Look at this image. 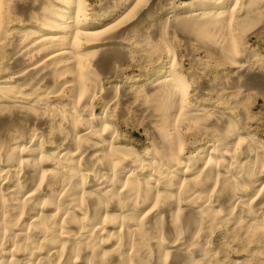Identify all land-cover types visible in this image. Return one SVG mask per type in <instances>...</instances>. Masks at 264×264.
Segmentation results:
<instances>
[{"label":"bare ground","instance_id":"bare-ground-1","mask_svg":"<svg viewBox=\"0 0 264 264\" xmlns=\"http://www.w3.org/2000/svg\"><path fill=\"white\" fill-rule=\"evenodd\" d=\"M148 2L141 4V0H134L111 24L86 28L83 23L88 18L83 19V13L86 14L87 9L83 11L82 0H0V38L4 34V24H2V16L5 17L2 10L4 6H7L6 14L9 11L12 12L11 15L14 13V16L21 14L26 24L30 25L25 31V36L21 37L24 40L15 41L11 50H8L7 46L5 47L7 49H4L9 51L6 55H9L11 60V66H6L7 63L5 66L11 68L12 72L0 81V92L7 91L12 86L15 91L17 85L20 96L9 94L10 92L7 96L0 94V264H195L198 258L205 256L207 245L204 246V241L207 230L224 220L231 222L233 227L237 226L241 229H248L253 223L258 222L260 216L258 210L256 212V208L254 209L256 204L249 203L247 188L253 186L260 172L262 163L259 161L261 157L257 154V147L261 142L255 144V138L250 143L245 142V137L232 128L227 118L217 113L215 114L217 116L213 115L211 119L209 118V127L217 128L222 132L218 138L219 143H216V140V144H212L202 154L198 152L195 155H186L184 151L178 152L177 141L180 138L175 142L172 139L176 137L175 133L169 131L173 137H167L169 135L165 130L169 129L168 124L172 120L170 115L153 112L155 115H150L152 116L150 121L160 124L165 132L160 135L161 131H157L159 135L157 141L160 140L161 145L160 148L157 146L155 151H152L153 159H151L148 154L146 156L137 153L130 149L127 143L118 139L113 126L107 124L105 112L95 113L91 110L94 105L91 109L87 108L91 102H87L88 99L86 100L83 95L92 88L93 78L89 71H84L80 66L84 60H87L85 59L87 53H84V49L81 50L77 43L83 39V42L89 45L91 41L86 42V40H93L97 36L103 35L102 40L107 34L110 37L117 36L123 26L138 20L141 14L143 15L144 9L149 5ZM186 5H189V2ZM252 7L250 6L251 9ZM144 14L146 15V12ZM208 14L212 15V13ZM200 16L202 17L201 14ZM188 20L182 22L181 29L183 27L190 31L199 29L197 30L199 34L215 41L221 51H224L222 47H225L221 41L224 36H217L220 31L212 34L209 29L215 25L203 26L195 20ZM132 26H129L130 29ZM121 34L120 32L119 35ZM110 37L109 39H112ZM126 37L128 38L127 33ZM2 49L0 54L3 53ZM90 51L96 54L95 59L91 60L93 69L97 67L102 72H107L115 56L109 57L98 47ZM6 58L5 56L4 59ZM258 73L248 76L247 81H256V84L264 90V76ZM97 81L99 79L94 82ZM30 85L36 91L39 90L36 95L31 92ZM39 86L44 88L46 94L53 93L48 95L49 102L43 98L44 92ZM157 86L153 96L151 87L147 86L151 92L150 96L146 92L149 99L152 96L154 107L161 112L163 110L173 112V106L170 105L173 104L175 107L177 101L183 100L182 82L177 76L169 74L168 78L160 81ZM142 87L146 88V85ZM101 89L100 91H103ZM58 93L66 94L70 100L57 102L59 98L57 95H60ZM136 93L137 91L133 94ZM22 94L27 97L22 98ZM119 97L121 98L118 96L117 99ZM141 98L143 99L144 96ZM129 100L131 102L132 99ZM40 101L56 105L59 114H53L52 117L50 110L49 115L38 110L34 111L32 106ZM134 106L136 107V104ZM144 107L150 108V105ZM196 113L176 115L173 118L198 119ZM199 122L196 127L201 126ZM141 123L139 124L145 125ZM145 126L147 127V124ZM234 138L237 143H242L239 147L242 148L247 159L242 160L235 155L233 143L231 144ZM151 145L155 148V145ZM241 148L238 150L240 151ZM250 157L256 162L254 166H249ZM258 162L260 164L256 165ZM259 202L260 200L258 205ZM261 219L263 221L262 216ZM208 232L211 234L210 231ZM213 256L214 254L212 258ZM204 260H201L202 263Z\"/></svg>","mask_w":264,"mask_h":264},{"label":"rangeland","instance_id":"rangeland-1","mask_svg":"<svg viewBox=\"0 0 264 264\" xmlns=\"http://www.w3.org/2000/svg\"><path fill=\"white\" fill-rule=\"evenodd\" d=\"M82 1L84 2V10L83 11H85L87 9L86 10L87 15L84 12L83 13V19H86V18L89 19V20L86 19L87 23L85 22V20H83L85 22V23H83V26L86 28H89L90 26L91 27H93V26L97 27V26H102V25L105 26V25L111 24L112 22L117 20L123 14V12L126 9H128V7L133 3L134 0H132V1L131 0H115V1L109 0L110 3L108 0H106L107 2L105 0L104 1H102V0H87V1L82 0ZM93 1H95V2H93ZM125 1H126V3H125ZM147 2L149 5L144 9L143 15L141 14V17L138 20H134V21L130 22L131 25L129 23L128 25L123 26V29L120 31L122 33L121 35H119L120 32L117 34V36L114 35L112 37L107 36L108 34L104 35V38H105L104 40L108 39L106 41L102 40L103 38L101 36H103V35L97 36V37L93 38L94 41L92 39L86 40V42L91 41L89 43V45L86 44L85 42H83V39H81L80 41L83 42L84 44L81 43L80 41H79L80 43H77L79 45L80 49L81 50L84 49V53H87V55L85 54L86 55L85 59H87V60H84V62L80 66H81V68L84 69V71H86V72L89 71L88 73L93 78L92 88H90L89 92H86L83 95L86 100L88 99L87 102L88 101H89V103L91 102L90 104L88 103L89 105L87 108L91 109V106L94 105L93 106L94 108H92L91 110L94 111L95 113L101 114V113L105 112L104 115L107 117L106 119L108 120L107 124L110 123V126L111 127L113 126L112 128L115 129L118 139L120 141H123L124 143H127L129 148L130 149L132 148L133 151L140 153L142 155H146V156L148 154V156L151 159H153L152 153L155 151L156 147L158 146L160 148V145H161L160 140L157 141L159 139V135H158L157 131L158 132L161 131L160 135L164 134V132L166 131V133H168L167 135H169L167 137H170V138H172L173 135L169 131L175 133L174 136H176L177 138L173 137L172 139L175 140V142H176V140H178L180 138L177 141V143H178L179 148L182 147V149H180V150L177 147V150H178V152L184 151L183 153L186 155H188V154L195 155L198 152H201V154H202L205 151H207L209 149V147L215 143L216 140H217L216 143H219L218 138L222 132L219 131L217 128L209 127V125H208V123H209L210 119L213 117V115L214 116L220 115L223 118H227L230 121L231 125L233 126L232 128L234 130H236L237 133H240V134L242 133L241 136L245 137V139H246V140H244L245 142L250 143L252 140H254L253 138H255V140H254L255 144H257V143L259 144V142H261L260 145H258V147H257V154L261 157V160H259V161L262 164H260V162H258L256 164V165L260 164V166H261L260 172L256 177L257 180L256 179L254 180L253 186L247 188V196L249 197L248 198L249 203L251 205L256 204L254 206V209L256 208L255 209L256 212L258 210L257 213L260 216L258 218L259 219L258 222L253 223V226L251 225L248 229H245V228L241 229V228H238L237 226L233 227V225H231V222H229L228 220H224L223 222H221L223 224L222 226L220 223V224L215 225L211 229L207 230L206 231L207 234L205 236V241H204V246L207 245V246H205V250H206L205 256L203 255L204 258H202V257L198 258V260L196 261L197 263H195V264H205L207 262H208L207 264H216L217 262H218L217 264H264V201H263L264 200V193H263L264 192V164H263L264 163V158H263L264 156H262V154H264L263 153L264 152V144H263V142H264V90H263V88H260L256 84V81L255 82H252V80L250 82L247 81L248 76H253V74L256 75L258 72H259L258 75L264 76V0H260V1H258V0H256V1L255 0H235V1L234 0H230V1L229 0H213L211 2H210V0L209 1L208 0H143V1L141 0V4H146ZM188 2H189V5H186V4H188ZM217 3L221 6L224 4L225 7H224V5L222 7L217 5ZM253 4H254V6H253ZM101 5H103V6H101ZM106 5H108V6L110 5L109 6L110 9ZM250 6L251 7L253 6L252 9L250 8ZM6 7L7 6H4L2 8V10L4 12L3 15H5V17L2 16L4 19L1 17L3 20L2 24H4L3 25L4 26V34H3V37L0 38L1 39V41H0V47H1L0 53H1V49L3 48L2 49L3 53L0 54V61L1 60L3 61V63H2V61L0 62V63H2V64H0V81L4 78L8 77L9 75H11L10 73L12 72L11 68H9L11 66L10 65L11 60H10V57H8L9 55H6V53L9 52L8 50H11L10 48H12L14 43H16L17 41H20L22 39L21 37L25 36V34H26L25 31L30 26V25H28V23L26 24L25 20L23 19L24 18L23 15L16 14V16H14L15 14L13 13V15H11L12 12H10V11L8 13L9 15L6 14L8 12L5 10ZM108 9H109V11H107ZM254 9H256V11ZM250 10L252 12H250ZM257 11H258V14H256ZM145 12H146V15L144 14ZM218 12H220V13H218ZM92 13H93V15H92ZM208 13H212V15L208 14ZM194 14H196V15L194 16ZM200 14L202 15V17L200 16ZM204 14H206V15L204 16ZM229 14H231V15H229ZM20 16L21 17L23 16V17L21 18ZM97 16H98V18H97ZM6 17H8L9 19H6ZM14 17H15V20H14ZM142 17H144V18H142ZM198 17H199V19H198ZM205 17H207V18H205ZM220 17H221V19H220ZM18 18H21V19H18ZM187 18H189V20ZM204 18H205V21L203 20ZM217 18H218V20H217ZM4 20H6V21H4ZM9 20H11V21H9ZM182 20H184V21H182ZM185 20L186 21L187 20L188 21H192V20L194 21L195 20V21L201 23L203 26H204V24L215 25V26H211L209 29H210L211 33L213 32L212 34H214V32L217 33L220 31V34L217 33L218 35L217 34H215V35H217V36L221 35L222 37L224 36V38H222V39L220 38L222 41V45L224 44L223 46L225 47V48L222 47V49L224 51H221L220 47L217 45V43H215V41H213L212 39L209 40V38L205 37L204 35H203L204 36L203 37L201 35V33L199 34V32L197 31L199 29H197V30L193 29L192 31H190V29H188V28L185 29L184 27H183V29H181L182 28L181 27L182 22H185ZM200 20H201V22H200ZM206 21L209 23H206ZM210 21H212V22H210ZM21 22H23V23L25 22V23L23 24ZM89 22H91V23H89ZM138 22H140V23H138ZM202 22H205V23H202ZM227 22H228V24H227ZM84 24H86L87 26ZM137 24H138V26H137ZM7 25L8 26L10 25L9 29H8ZM132 25H134L135 27L133 28ZM129 26H132L131 27L132 29H130ZM173 26H175V27H173ZM217 26H218V28H217ZM17 27H18V29H17ZM125 28H128V29L126 30ZM12 32L14 34H11ZM126 33H127L128 38L126 37ZM105 36H107V37H105ZM119 36H120V38H118ZM109 37L112 39H109ZM124 39H125V41H124ZM22 40H24V38ZM116 44L118 47L115 46ZM108 45L111 47H109ZM6 46L8 48L7 51H5L7 49V48H5ZM91 46H92V48L98 47L102 51H105L106 55H108L111 58L115 56L114 57L115 59L112 58L114 61H112V63L109 65L110 68L107 70V72H102L97 67H95L96 69L95 68L93 69V67H94L93 63H92L93 61H91V60L95 59L96 54L94 52H92L93 50L90 51V49H92V48H90ZM99 46H101V47H99ZM124 46H126V47H124ZM88 47H89V49H87ZM7 54H9V53H7ZM5 56L7 57L6 60L4 59ZM119 58H120V60H119ZM125 58L128 60H126ZM115 60H117V61H115ZM5 63H7L6 66H9V67H7L9 70H7ZM118 63H120V64H118ZM86 64H87V66H85ZM120 65H121V67H119ZM92 69L94 70V72ZM96 70H98V71H96ZM169 74L177 76L179 81L182 82L183 93H184L183 100L180 98L182 101H180V102L177 101V104L178 103L179 104L178 105L176 104L175 107L173 104L170 105V107L173 106V109H174L173 112L171 111V108H170L171 112H169V111L167 112L166 110H163V112H161V110L154 107L153 101L151 99H152L153 93L154 92L156 93V90L158 87L157 84L160 81L167 79ZM103 75H105V76H103ZM101 76H102V78H101ZM115 78H116V80H115ZM180 78H182V79H180ZM98 79H99V81H97L98 83L94 82ZM153 81L156 83V85H154L155 83ZM111 84H113V85H111ZM138 84H140V85L138 86ZM249 84H252V85H250L251 87L249 86ZM97 85H99V86H97ZM145 85H146V88L142 87ZM18 86L20 87V85H18ZM107 86L110 90L107 88ZM147 86L148 87L150 86L151 88L150 87L149 88H150V90H152L151 99H149L151 92H149V88H147ZM24 87H26V86H24ZM39 87L42 89L41 91L44 92V88L41 86H39ZM99 87H101L102 89ZM31 88H32V86H31ZM36 88H38V87H36ZM116 88H118V89L116 90ZM9 89H7V91L1 90L2 92H0V94L2 96H5V95L7 96L9 94L20 96V94L18 93L19 90L17 88V85L15 86V91H14V86H12ZM100 89L103 91H100ZM12 90L16 94H14ZM112 90H116L115 92L119 91V93L118 92L115 93ZM120 90H121V92H120ZM20 91H22V88ZM38 91H36L33 88L31 90V92H34L35 95L38 93ZM108 91H109V93H108ZM136 91H137V93H136L137 95L133 94ZM8 92H10V93L8 94ZM90 92H92V94ZM102 92H104V93H102ZM146 92L149 96L146 94ZM141 93H142V95H141ZM42 94L44 95L43 98L48 100L49 96L52 95L53 93H47L46 94L44 92ZM58 94H60V93H58ZM62 94L57 95V97H59V98H57V102H58V100L63 101V102L67 100L66 102H68L70 100L69 97L64 93H62ZM65 95L67 97H65ZM91 95L93 97H96L97 95L98 96L96 98H93ZM115 95H117V96L115 97V99H113ZM118 96H121V98L119 97V99H117ZM141 96L142 97L144 96V98L142 99ZM21 97L25 98L27 96L26 95L24 96V94H22ZM29 97H31V96H29ZM91 97H92V100H94L93 104H92ZM61 98H63V99H61ZM110 98H112V99H110ZM129 99H132L134 102L132 100L130 102ZM145 99L147 100V102ZM110 100H112V101H110ZM114 100L116 103L114 102ZM48 102H49V100H48ZM48 102L47 101L46 102H43V101L36 102L38 104H36L37 106L36 105L32 106V108L34 107V109H35V110L34 109H32V110H34V111L38 110L39 112H43L46 114L50 113L49 112V110H50L51 111L50 116H52L53 114L58 115L59 113L57 111H59V108L56 105L48 103ZM119 102H120V104H119ZM42 103H44V104H42ZM112 103H113V105H112ZM132 103H133V105H132ZM134 103L136 104V107H138V108H136L134 106L135 105ZM182 103H186L185 104L186 106ZM201 103H202V105H201ZM39 104L41 105V109H40ZM95 104H97V105H95ZM107 104L110 106V107L108 106L109 109L106 106ZM189 104H191V105H189ZM119 105H122V106H119ZM144 105L145 106L150 105V108L144 107ZM45 107H46V109H45ZM134 107H135V109H134ZM197 107L198 108L201 107V108L198 109ZM49 108H51V109H49ZM53 108L55 110H53ZM178 108L180 110H178ZM184 108H186V109H184ZM56 109H58V110H56ZM131 109H134V110H131ZM202 109H204V110H202ZM41 110H43V111H41ZM129 110H130V112H129ZM141 110H142V112H141ZM151 110H154V111H151ZM111 111H112V113H111ZM179 111H180V114H178ZM206 111L209 112V114ZM219 111H220V113H219ZM153 112L155 114L157 112V113H165V114L170 115L169 117H171L172 120H170V118H169V120H170L169 122L171 124L170 123L168 124V128H169V129L167 128L168 130L164 131V129L161 128L160 124L158 125L156 122L152 123V121H150V117L155 115ZM191 112L194 114L197 112L196 114H197L198 119L192 118V117L191 118L187 117V119L184 118V120L182 118H178V119L173 118L174 116L176 117V115L177 116H182L184 114L185 115H191L192 114ZM216 113H217V115H215ZM137 114H139V115H137ZM140 115H141V117H140ZM150 115H152V116H150ZM202 116H204V117H202ZM138 117H140V118H138ZM142 117H143V119H142ZM199 117H200L201 121H200ZM237 118H238V120H237ZM202 119L204 120V122ZM205 120H206V122H205ZM234 120H235V122H234ZM141 121H142V123H141ZM143 122H145V123H143ZM198 122L201 125L200 127H196ZM112 123H113V125H112ZM139 123L145 124V125L147 124V127L148 126H150V127L147 128L145 125H140ZM235 123H237V124L235 125ZM153 126H157V127H153ZM235 126H236V128H235ZM149 128H151V129H149ZM239 129H240V132H239ZM174 130H175V132H174ZM176 130H177V132H176ZM147 132L148 133L150 132V134H148ZM170 134H171V136H170ZM246 136H248V137H246ZM232 140L233 141H231V144L233 143V149H234L235 155H237L238 158H240L242 160L247 159L244 157V155H245L244 151L242 150L241 147H239V146H242V143L241 144L237 143L235 138ZM183 142H184V144H183ZM191 142H192V144H191ZM151 144L155 145L154 146L155 148H153V146ZM157 144H159V145H157ZM238 147L241 148L240 151L238 150L239 149ZM259 147L261 149H259ZM146 150H147V152H146ZM235 151H237V152H235ZM142 152H144V153H142ZM262 160H263V162H262ZM248 162L249 163L251 162L250 163L251 165L249 164V166H252L254 163H256L252 160V158L250 160H248ZM259 200H260V202L258 205ZM261 216L263 217V221H261L262 220ZM220 227H221V230H220ZM215 228H216V231H215ZM225 228L228 230H225ZM232 228H235V229L232 230ZM236 229H237V231H236ZM208 231H210L211 234H209ZM220 231H221V233L218 234V232H220ZM209 235H210V237H209ZM217 236L219 239L217 238ZM210 252H212L214 254L213 258H212L213 254ZM216 253H217V255H216ZM221 253L222 254L224 253V254L222 255ZM208 254H210V255L208 257H206V255H208ZM220 258H221V260H220ZM201 260L202 261L204 260V263H202ZM207 260H209V261H207Z\"/></svg>","mask_w":264,"mask_h":264}]
</instances>
